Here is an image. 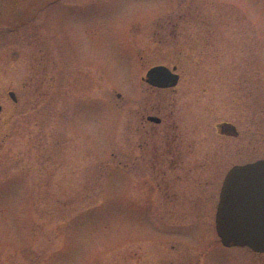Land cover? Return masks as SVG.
Segmentation results:
<instances>
[{"label":"rangeland","instance_id":"rangeland-1","mask_svg":"<svg viewBox=\"0 0 264 264\" xmlns=\"http://www.w3.org/2000/svg\"><path fill=\"white\" fill-rule=\"evenodd\" d=\"M202 44L246 54L256 86L264 0H0V264H247L215 215L222 161L264 154V107L256 92L218 102L217 115L216 93L199 104ZM157 64L182 74L155 98L195 155L181 177L168 172V190L150 182L144 77ZM227 118L249 134L251 156L218 134ZM212 149L216 161H197Z\"/></svg>","mask_w":264,"mask_h":264},{"label":"flooded vegetation","instance_id":"flooded-vegetation-1","mask_svg":"<svg viewBox=\"0 0 264 264\" xmlns=\"http://www.w3.org/2000/svg\"><path fill=\"white\" fill-rule=\"evenodd\" d=\"M163 28H166V26H164ZM203 40L204 36L201 30L198 41L202 43ZM155 43L159 44L161 42L156 41L155 39L150 40V45H154ZM210 47L206 50V47L204 49V46L202 44L197 54V64L199 66L198 71L200 76V79H198L199 104L202 106V102L204 100L201 91L207 92V90H209L212 93H216V99L214 101L215 104L211 108V110L212 113L214 112V114L217 115L219 104H221V106H228L227 108H229L236 102L238 103L240 101H243V93L252 95L251 92H256L257 95L255 94L253 95V97H255L257 100H254L255 102L253 104L261 105L263 108L264 70L261 68L258 69V73L255 75L256 78L254 80L256 82L255 86L251 81L252 73H250V60L246 57V54L243 53L235 55L233 53H220L217 52L213 44L210 45ZM152 66L154 65H151L150 67ZM176 71L179 73V82H181L182 74L177 70V67ZM184 83H187V80H185ZM146 84L150 88V114L147 115V118L148 116H150V182L153 184L154 188H158L160 190L163 188L164 190H168L170 189L171 182L170 173L168 172L176 171L178 172L179 177H181L180 172L186 170V166L188 163H194L193 157L195 155L194 153H192V151L187 150L181 141L177 142L176 136L171 134L172 123L176 124L175 119L168 117L169 110L163 102V98L159 96L155 98L156 94L158 95L161 92H168L172 87L162 88L151 83ZM230 88H232L234 92H239L237 94L239 98L235 94H233L232 91H229ZM239 89L241 90L239 91ZM10 92H14L15 95H11ZM8 95L15 105L19 103V98L14 90L10 89ZM217 98H219V101L217 100ZM3 108L4 106L2 104V101H0V114L3 111ZM151 117H156L157 119H151ZM229 125L234 126L232 132L229 131V128H231V126ZM216 127L217 130H220V132L218 133L220 136L229 139V141L224 140V142L227 144L229 143L230 146L231 144H233L234 139H240L242 145L241 147H237L236 149V151H238V154H243L245 156L250 155L251 147L249 134L246 135L240 132L236 122L227 118L226 120L217 122ZM225 143H223L222 145L224 146ZM218 152H221V150H205L203 151V154L198 155L200 157L197 158V161H209V159L211 161H216L218 159V156H221L218 154ZM187 157H189V159H187ZM261 158H264V154L254 159L249 158L247 160H240L235 162L232 161L233 163L231 164L227 163V160H223L222 169L226 170V175L234 165L245 164ZM203 163L204 162H202V164ZM160 198L165 201L168 199V195H161ZM178 199L182 200L180 198ZM178 199L174 198V202H179ZM240 248H243L245 250L244 256L246 257L247 264H264V251H257L249 246Z\"/></svg>","mask_w":264,"mask_h":264},{"label":"water","instance_id":"water-1","mask_svg":"<svg viewBox=\"0 0 264 264\" xmlns=\"http://www.w3.org/2000/svg\"><path fill=\"white\" fill-rule=\"evenodd\" d=\"M175 69L176 66L171 69L155 65L148 69L144 79L158 87H173L179 81ZM229 126L232 132L234 126ZM216 228L226 246H249L264 251V158L237 164L228 171L221 189Z\"/></svg>","mask_w":264,"mask_h":264}]
</instances>
